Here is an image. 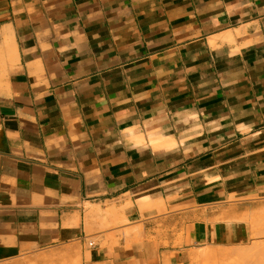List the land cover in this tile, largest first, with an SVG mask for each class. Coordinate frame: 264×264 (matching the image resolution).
<instances>
[{"label": "crops", "instance_id": "crops-1", "mask_svg": "<svg viewBox=\"0 0 264 264\" xmlns=\"http://www.w3.org/2000/svg\"><path fill=\"white\" fill-rule=\"evenodd\" d=\"M262 198L264 0H0V263L110 213L86 264H177Z\"/></svg>", "mask_w": 264, "mask_h": 264}, {"label": "rangeland", "instance_id": "rangeland-1", "mask_svg": "<svg viewBox=\"0 0 264 264\" xmlns=\"http://www.w3.org/2000/svg\"><path fill=\"white\" fill-rule=\"evenodd\" d=\"M259 200L263 201L261 207L244 215L240 212L233 218L241 223L244 222L249 228V232H245L242 238L239 237L233 243L197 245L186 249L178 254L177 264H246L248 261H252L249 264H254L255 261H257L255 264H264V198ZM98 218L96 221L103 229L111 230L101 233L105 235L104 240L93 237L90 235L92 232L88 231L84 247L79 241H75L58 247L41 249L15 262L0 264H86L85 258L92 249L88 244L90 241L96 246L108 244L113 247L112 245L118 244L119 241L130 243L131 240L141 239V232L130 228L134 224L127 217L122 216L120 219L108 213ZM115 229L120 230L115 231Z\"/></svg>", "mask_w": 264, "mask_h": 264}, {"label": "bare ground", "instance_id": "bare-ground-1", "mask_svg": "<svg viewBox=\"0 0 264 264\" xmlns=\"http://www.w3.org/2000/svg\"><path fill=\"white\" fill-rule=\"evenodd\" d=\"M8 56H9V55H8ZM10 57H11V56H10ZM8 58H9V57H8ZM241 249H242V248H241ZM237 250H238V249H237ZM238 251H239V250H238ZM237 253H238V252H237ZM239 253H241V251H239ZM239 253H238V254H239ZM246 254H248V253H246ZM241 255L243 256L242 253H241ZM248 256H249V255H248ZM247 258H248V257H247ZM243 260H244V259H243ZM243 262H244V261H243ZM245 262H246V261H245ZM245 262H244V263H245ZM253 262H254V261H253ZM256 262H257V261H255V263H256ZM249 263H252V261H251V262L248 261L246 264H249ZM255 263H254V264H255Z\"/></svg>", "mask_w": 264, "mask_h": 264}, {"label": "built area", "instance_id": "built-area-1", "mask_svg": "<svg viewBox=\"0 0 264 264\" xmlns=\"http://www.w3.org/2000/svg\"><path fill=\"white\" fill-rule=\"evenodd\" d=\"M88 244H89L90 247L94 246V242L93 241H90Z\"/></svg>", "mask_w": 264, "mask_h": 264}]
</instances>
